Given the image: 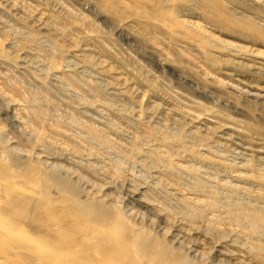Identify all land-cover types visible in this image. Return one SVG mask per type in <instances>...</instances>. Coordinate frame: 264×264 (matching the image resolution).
I'll use <instances>...</instances> for the list:
<instances>
[{"label":"rangeland","instance_id":"1","mask_svg":"<svg viewBox=\"0 0 264 264\" xmlns=\"http://www.w3.org/2000/svg\"><path fill=\"white\" fill-rule=\"evenodd\" d=\"M0 264H264V0H0Z\"/></svg>","mask_w":264,"mask_h":264},{"label":"bare ground","instance_id":"2","mask_svg":"<svg viewBox=\"0 0 264 264\" xmlns=\"http://www.w3.org/2000/svg\"><path fill=\"white\" fill-rule=\"evenodd\" d=\"M120 81V80H119ZM119 83V82H118ZM122 83V82H121ZM120 84V83H119ZM124 84V83H123ZM125 87V86H124ZM122 90V89H121ZM133 93L131 92V95H132ZM139 98V97H138ZM173 116V115H172ZM171 116V117H172ZM161 120H162V118H161ZM239 142H241V141H239ZM238 142V143H239ZM239 145H241V144H239ZM242 148V147H241ZM241 150V149H240ZM241 152V151H240ZM246 154V153H245ZM243 155V154H242ZM129 210V209H128ZM180 230V229H179ZM182 234V233H181ZM170 241H171V243H173V244H177V245H172V246H174L175 248H178V247H181V245H180V242H181V240L179 239V238H177V237H174L173 236V239H170ZM175 242H177V243H175ZM184 250H185V252H192V249L188 246V247H184ZM215 250H216V248H215ZM221 251V250H220ZM219 252V251H218ZM192 253H194V252H192ZM225 253V252H224ZM190 255H191V253H190ZM219 260V259H218Z\"/></svg>","mask_w":264,"mask_h":264}]
</instances>
